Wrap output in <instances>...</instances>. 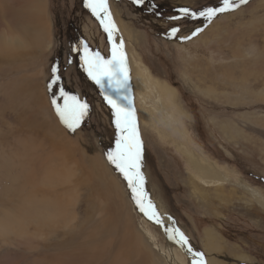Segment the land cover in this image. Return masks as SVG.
I'll return each instance as SVG.
<instances>
[{
  "label": "rangeland",
  "instance_id": "obj_1",
  "mask_svg": "<svg viewBox=\"0 0 264 264\" xmlns=\"http://www.w3.org/2000/svg\"><path fill=\"white\" fill-rule=\"evenodd\" d=\"M9 1L17 5L19 0ZM47 4V21L37 18L42 37L49 27L50 48L39 58L24 54V59L13 60V65L0 64V153L4 151L3 156L14 157L18 144L28 142L29 120L38 124L32 132L54 133L53 139L68 147L69 140L58 137L59 131H55L54 122L49 118L51 114L62 125L67 138L73 140L70 147L77 151L74 157L77 168L92 184L90 188H80L79 200L71 207L78 217L75 229L61 230L44 242L31 240L26 245L24 240L14 237L0 239L3 244H0V264H87L84 262L92 251V248L88 250V236L103 216L114 228L109 232L106 226L102 227L105 239L96 243L100 247L108 240L112 247L107 258L102 256L98 264L120 263L113 255L118 233H122L126 222L132 229L138 228V237L150 252L143 251L141 246L140 249L152 260L158 258L161 264H167L160 251L164 252L169 244L174 264H193L185 255L189 252L185 249L187 246L184 253L180 244L171 239L169 243L166 227L139 210L127 181L106 158V153L115 148L119 134L113 109L104 99L100 86L88 76L82 57L87 45L91 51H99L110 59L112 41L85 6L86 0H47ZM108 5L118 28L119 41L124 44L128 68L131 69L133 54L146 67L152 81L161 90H168L175 100V105L165 104V109L174 116L177 127L152 103L145 107L157 114L150 120L153 123L146 124L136 85L129 84L143 141L141 172L148 198L164 208L174 221L173 227L188 238L192 250L204 254L206 264L213 257L220 264H264V209L244 188L249 186L264 195V0H249L236 10L218 14L211 23L204 17L184 15L180 10L187 8L198 13L221 6L222 0H143L142 4L134 0H108ZM173 28H179L175 36L171 35ZM198 28L203 30L193 35ZM125 29L131 32V38ZM38 65L45 68V79L37 74ZM54 67L60 80L50 89ZM129 75V83L131 79L134 82L132 70ZM61 87L90 106L88 115L74 133L61 122L52 104L54 97L63 104ZM32 88L44 91L50 104L47 111L35 106ZM181 138L187 139L192 150L206 161L224 170L227 180L224 186L207 188L205 193L197 190L194 194L191 184L194 172L177 148L183 144ZM92 151L100 155L98 160L105 162L108 174L114 176L121 189L114 190L106 179L104 182L96 163L92 167ZM63 161L73 162L72 157ZM8 181L5 177L0 182L2 189L9 187ZM0 204H7L2 192ZM81 226H85V231ZM143 226L155 237L160 251L148 241ZM208 230L215 231L221 239L219 251L209 252L205 248L203 242ZM137 248L133 255L123 258L125 264H149L143 261L146 255L142 252L141 255Z\"/></svg>",
  "mask_w": 264,
  "mask_h": 264
},
{
  "label": "bare ground",
  "instance_id": "obj_2",
  "mask_svg": "<svg viewBox=\"0 0 264 264\" xmlns=\"http://www.w3.org/2000/svg\"><path fill=\"white\" fill-rule=\"evenodd\" d=\"M47 7V0H37L36 2H30L29 0H19L17 5L13 2H10L9 0H0V64L5 65L9 62L11 65H13V60H18L21 57L24 59V54L26 57L33 54V56H36L33 58H39L46 53V50L50 48L51 43L49 27L46 28L42 37L41 34H39L41 27L38 24L37 16L43 21H47ZM125 31L127 36L131 38V32L127 29H125ZM114 38L117 43L120 42L117 32L114 33ZM26 50H28V53H24ZM6 53H10L11 55L6 57ZM130 58L131 69H128L129 73L132 70V75L134 74L135 78L134 82L131 79L129 84L136 85L138 91V104L142 113L143 122L146 124L154 122L150 120L153 119L157 112L145 107V105H148V103H152L155 104L160 109V111L162 110V112L165 113L166 118L174 127H177L178 124L174 121V116L166 112L165 109V104L167 106L170 104L175 105L173 95L169 93L168 90H161L158 84L152 81V77L146 67L141 64L133 54H131ZM36 67H39L37 74L40 75V78L44 77L45 79V68L43 69V67L39 65ZM31 91L35 96L34 99H32L35 106L39 110L45 109L47 111L50 104L49 102L47 103V96L45 99V93H43L44 91L39 89L35 90L34 88H32ZM49 118L50 121L53 120L54 122L53 127L56 130H53L59 131L58 137L60 139L65 138L69 140L70 145L68 147L64 148L58 144L53 139L54 133H49L48 131L43 132L42 134L32 132L34 131V126L38 124L29 120L30 125L28 133L30 137L28 142H20L18 147L16 146L19 150L16 153L14 152L15 154L13 153L14 157H10L8 155L6 157L3 156L6 154L3 150H1L4 154L1 155L0 153V182L3 181L5 177L9 179V183L6 182V184H9L8 188L2 189L0 186V192H2L4 195L5 201L7 203L6 205L0 204V239L2 240L14 237L20 239L21 241L24 240L25 245L31 240H43L44 242L46 239L55 236L56 233L61 230H63V232H68L72 229H75L76 222L78 223V217L74 211H72L73 209L71 207L79 200L80 188H90L89 185L91 181L89 182L87 176L77 168V161L75 162L74 158L76 157L75 154L77 151H75L73 147H70L73 146V140L70 139L69 136V139L67 138V134L61 128L62 125L57 123L51 114ZM160 136L163 138L161 133ZM181 140L183 144L180 146L178 144V147H176L184 154L187 165L190 166L194 172H192L194 174V178L191 181L194 194L197 192V190L204 192L207 188L224 186L227 182L226 175L223 173L224 170L220 168V171L215 164L209 163L202 157L201 154H198L195 152V150H192V147L187 142V139L181 138ZM47 147H49L48 151ZM82 149L86 150L88 148L82 147ZM39 152H42L43 156H40ZM98 156L100 155H98L96 152H93L92 156L90 155V158L93 157L94 160L93 163V161L89 158L92 167L94 168V164L96 163V169H98V172L100 171L102 173L104 182L106 179L110 187L114 188V190L119 187L121 189V186L117 187L118 184L116 185L114 176L113 179L108 174V169L105 167V162L101 159V157V160L99 161L97 158ZM66 157H72L73 162L68 163L67 161H63ZM244 188L251 196H253L252 200L260 208L264 209V195L260 191L257 192L256 190H253L254 188L249 186H244ZM109 193L111 192L109 191ZM202 196L203 198L205 197L203 194ZM124 197L125 196H123V198ZM95 201H97V199ZM100 202L104 204L103 201ZM121 202H123V200L119 203ZM154 205L156 211L160 215V218L163 220V224L161 226H163L164 229L165 227H168V229H173L174 221L167 214L164 208L160 204ZM121 222H118V225ZM127 223L128 222H126V224L124 223L125 227L123 228L122 233H118V242L116 244L112 242L115 244L116 250V253L113 255L114 260L116 262H120L116 264H125V260H123V258L128 255H133L137 246V251L139 253L142 252L140 246L143 248V251L147 249L148 252H150L148 246L144 243H141V239L138 237V228H133V230L131 225ZM139 224L142 226L141 221H139ZM104 226H106V230L109 232L112 230V228H114L110 220H107L106 217L103 216L100 218L98 225L93 228V231L88 236L87 243L89 248H86H88V250L92 248V251L87 255L86 261L84 263L98 264V261L102 256L106 257L108 255L109 249L112 247L111 243L108 240L105 243L103 241L102 243L104 244L100 245V247L96 243L101 239H105L102 233V227ZM84 227L81 229L85 231ZM115 231L114 232L117 234V229ZM142 231L147 236L148 241L160 251L155 237L146 229V227L143 226ZM116 234L115 236H117ZM205 236L206 239L204 240L203 244L209 252L214 250L219 251L222 248V244L220 243L221 239L215 231L208 230L205 232ZM167 237L169 243H171L168 235ZM149 247L151 248V246ZM180 247L185 253L186 250H184V246L180 245ZM185 249H187L188 252V247ZM160 252L167 264H174V257L169 244L168 248H166L164 252ZM194 253L195 252L193 250L192 252L185 253V255H188V257L192 259V263L196 258ZM144 254L145 253H143V256ZM152 254L154 255V253ZM145 255V259L142 257L144 262L149 264H161V261L158 258L156 261L155 258L152 260L149 254ZM242 258L246 259L247 257L243 256ZM209 264L220 263L217 258L213 257V259L209 260Z\"/></svg>",
  "mask_w": 264,
  "mask_h": 264
},
{
  "label": "snow or ice",
  "instance_id": "obj_3",
  "mask_svg": "<svg viewBox=\"0 0 264 264\" xmlns=\"http://www.w3.org/2000/svg\"><path fill=\"white\" fill-rule=\"evenodd\" d=\"M134 3L142 4L143 0H134ZM248 3L249 0H222L221 6L208 7L198 13L191 12L187 8H182L180 11L184 15L204 17L208 23H211L218 14L236 10ZM85 6L100 21L112 41L110 59H106L99 51H91L87 45L84 46L82 57L88 76L100 86L104 92V99L113 109L115 127L119 134L115 148L106 153V158L127 181L139 210L150 220L162 225L163 220L144 190L145 178L141 172L143 141L139 133L133 98L129 95L130 75L123 41L117 43L114 38V33L118 32V28L112 18L108 0H86ZM172 19H177V17ZM202 30V28H198L193 35ZM178 31L179 28H173L171 35L175 36ZM52 71L53 76L48 85L50 89L60 80V76L57 74L58 69L54 67ZM59 91L60 97L63 98V104L58 103L55 97L52 104L61 122L74 133L88 115L90 106L77 96L65 92L62 87ZM165 231L168 233L169 239L181 246H187L188 251L192 252L188 238L183 232L175 228H166ZM194 256L196 258L193 260V264H206L202 252H196Z\"/></svg>",
  "mask_w": 264,
  "mask_h": 264
}]
</instances>
